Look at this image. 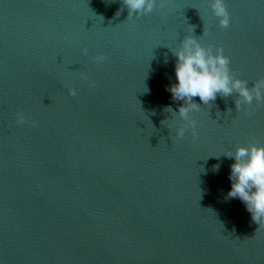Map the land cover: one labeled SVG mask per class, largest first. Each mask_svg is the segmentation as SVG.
<instances>
[{
	"label": "water",
	"instance_id": "obj_1",
	"mask_svg": "<svg viewBox=\"0 0 264 264\" xmlns=\"http://www.w3.org/2000/svg\"><path fill=\"white\" fill-rule=\"evenodd\" d=\"M211 2L0 0V264H264L226 155L264 144V103L195 97V138L164 110L184 103L169 89L188 35L248 87L264 77V0H225L226 29Z\"/></svg>",
	"mask_w": 264,
	"mask_h": 264
},
{
	"label": "clouds",
	"instance_id": "obj_2",
	"mask_svg": "<svg viewBox=\"0 0 264 264\" xmlns=\"http://www.w3.org/2000/svg\"><path fill=\"white\" fill-rule=\"evenodd\" d=\"M122 3L127 8L128 17L143 16L157 7V0H122ZM159 6H164V0H160ZM211 8L215 16L220 18V26L228 28L230 13L225 0H212ZM118 13L120 14V11L116 15ZM181 44L178 50L172 51L177 57L175 75L178 82L172 84L169 90L173 100L184 103L179 107L178 112L171 107L164 109L166 112H171L172 116L178 115L185 122L177 129L178 138H183L189 128L194 138L198 136L197 121L190 115L193 111H199L201 107L194 102L195 97H199L200 101L207 105L214 102L217 96L227 98L238 94V99L235 101L236 109L245 115L251 114L253 101L264 103V77L256 80L253 87H248V81L238 78L230 68L231 60L224 55L223 47L215 50L213 46L205 47L198 37L193 35L186 36ZM87 51L85 48V54ZM95 59L102 63L106 57L98 55ZM69 94L76 96V89L71 88ZM26 120L27 117L22 112L17 113L18 124H24ZM33 124L35 125L36 122L33 121ZM226 155L235 159V163L231 165L229 178L232 185L227 193L228 198H239L251 213L253 221L260 226L264 225V144L239 146L234 153L229 152ZM214 168L218 171L219 165Z\"/></svg>",
	"mask_w": 264,
	"mask_h": 264
}]
</instances>
